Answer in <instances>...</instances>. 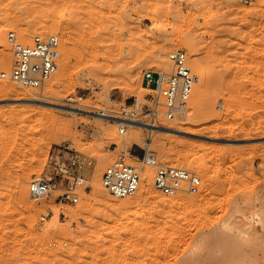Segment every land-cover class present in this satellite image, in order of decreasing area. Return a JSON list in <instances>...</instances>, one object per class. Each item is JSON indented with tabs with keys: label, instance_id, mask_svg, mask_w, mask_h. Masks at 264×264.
Wrapping results in <instances>:
<instances>
[{
	"label": "rangeland",
	"instance_id": "1",
	"mask_svg": "<svg viewBox=\"0 0 264 264\" xmlns=\"http://www.w3.org/2000/svg\"><path fill=\"white\" fill-rule=\"evenodd\" d=\"M65 11L73 19L60 24ZM41 31L60 37L58 68L42 93L0 79V264H184L190 249L200 255L192 264H229L227 255L264 264V0H0L3 70L9 34L24 45ZM159 48L163 60L154 58ZM175 50L185 52L195 81L203 76L201 91L194 84L188 120L159 124L187 135L128 128L121 136L83 114L4 103L16 99L7 93L14 87L91 112L116 109L142 100L143 73L169 70L164 53ZM134 135L139 143H121ZM145 143L160 163L194 171L198 192L171 197L151 185L147 199H116L104 188L95 196L105 167L120 154L137 166ZM59 145L89 161L76 206L58 204L59 190L38 200L28 191L49 177ZM55 208L63 213L53 219Z\"/></svg>",
	"mask_w": 264,
	"mask_h": 264
},
{
	"label": "built area",
	"instance_id": "2",
	"mask_svg": "<svg viewBox=\"0 0 264 264\" xmlns=\"http://www.w3.org/2000/svg\"><path fill=\"white\" fill-rule=\"evenodd\" d=\"M12 45V60L8 74L1 78L22 88L42 93L47 82L58 68L60 37L56 34L35 35L29 44L15 43L14 34H9ZM170 69L162 72L146 71L142 75V100H133L116 109L100 110L97 115L116 123L118 134L124 136L130 126H141L152 132L160 126L159 121L175 122L188 115L189 100L195 84L191 67L184 51L175 50L168 55ZM149 133V132H148ZM151 134V133H150ZM150 139V138H148ZM130 154V153H129ZM130 158V157H129ZM125 154L118 155L107 165L101 175L103 188L116 199L133 197L141 182L151 176L152 188L165 196L196 194L200 179L194 171L183 167L160 163L155 156L144 149L137 166L127 161ZM89 161L77 152L59 145L47 160L46 179H34L28 191L35 199L52 196L59 190L56 202L76 206L80 200L79 191H86L83 173ZM148 170V173H145ZM46 216H41L44 221Z\"/></svg>",
	"mask_w": 264,
	"mask_h": 264
},
{
	"label": "bare ground",
	"instance_id": "3",
	"mask_svg": "<svg viewBox=\"0 0 264 264\" xmlns=\"http://www.w3.org/2000/svg\"><path fill=\"white\" fill-rule=\"evenodd\" d=\"M72 12V11H71ZM71 12H67L66 13V11H65V13L64 14H62V15H60V17H59V23L60 24H65L66 22H68L69 20H71V18L73 17V14L71 13ZM73 19V18H72ZM161 23V22H160ZM43 25H45V24H43ZM163 27V26H162ZM162 27H161V25L159 24V25H155V26H153V28H152V32L151 33H153V34H155L156 35V33L158 34V33H160L163 29H162ZM44 28V27H43ZM43 28H42V30H43ZM49 28V26L47 27V29ZM80 28H82V26L80 27ZM164 28V27H163ZM51 29V28H50ZM45 30V29H44ZM43 30V31H44ZM45 31H49V30H45ZM44 31V32H45ZM21 32H22V30H21ZM21 32L19 31V33L21 34ZM44 32H40L41 33V35H45L44 34ZM80 32V31H79ZM78 32V33H79ZM81 32H82V29H81ZM20 34L18 35L19 37H20ZM30 33H29V31L27 32L26 30H25V32H24V30H23V36H26V35H29ZM40 35V34H39ZM21 37H22V35H21ZM20 37V38H21ZM28 37V36H27ZM71 37H72V35H71ZM23 38V39H22ZM21 39L24 41V37H22ZM66 40H68V39H66ZM28 42V41H27ZM94 44V43H93ZM96 44V43H95ZM84 45V44H83ZM3 47L4 48H2L1 47V51H0V56H1V59H0V70H3V68L1 67V65H2V63H3V67H4V63H5V61H7L8 59H9V54H8V52H7V46H6V48H5V45H3ZM11 48V47H10ZM2 49H3V51H2ZM165 49H163L162 48V50H161V48H159V51H158V53H160V54H158L157 55V53H156V57H154L155 59H157V60H161V58H162V60H163V51H164ZM80 52H81V50H79ZM66 51H64V53H65ZM166 52V51H165ZM82 53V52H81ZM88 53H90V51L89 52H87V54ZM166 53H164V57H165V59L164 60H166V64H170V62H169V60L168 59H166V55H165ZM64 57V56H63ZM162 62V61H161ZM8 65V64H7ZM6 65V66H7ZM99 65V64H98ZM5 66V67H6ZM65 63L63 64V66H62V68H60L61 69V72H62V74H65ZM96 68H98V66L96 65L95 66ZM199 67H200V65H199V63L196 65V70H198L199 69ZM204 70V69H203ZM3 72H4V74L5 73H7L8 74V72H9V68L7 69V70H3ZM2 72V73H3ZM60 72V73H61ZM199 74V73H198ZM62 76H64V75H62ZM197 79H196V86H195V92H196V94H198L199 93V90H200V87H201V81H202V79H203V76L202 75H198L197 77H196ZM1 80H4V79H2V78H0ZM1 80H0V85L2 86V85H5L3 82H1ZM2 88H3V86H2ZM1 88V89H2ZM7 89H8V87H6ZM52 89H49L48 90V92H50ZM23 91V90H22ZM21 90H18V89H16V88H14V87H12V88H9L8 89V91H7V93H10V94H8V95H13V97L15 96V98L16 99H13L12 101L13 102H17V103H19V102H21L22 104H26V105H37V106H42V107H47V108H56V109H59V110H62V111H66V112H72V113H75V114H83L84 116L86 115V116H88V117H90V118H92V119H94V120H96L97 122H106V123H109V124H111V126L112 125H116V123H114V122H111V121H107L106 119H104V118H102V117H100V116H98L97 115V113L99 112V110L98 111H90L87 107V105H83V104H79V103H76V104H74V105H66V102H61V101H59V100H57V99H55V98H53V97H50V96H43V97H41V99H39V100H36V99H32L29 95H26V94H24L23 92H22ZM201 91V90H200ZM47 92V93H48ZM72 104V103H71ZM92 109H94V108H92ZM95 109H96V107H95ZM30 112V111H29ZM31 112H32V110H31ZM27 113H28V111H27ZM188 116V115H187ZM187 118V119H186ZM186 118H183V120H188V117H186ZM130 129H133V130H144L141 126H138V125H133V126H130L129 127ZM145 131V130H144ZM129 132H131V131H129ZM148 132H150V133H154V134H158V133H162V134H175V135H180V136H183V135H187L188 134V132L187 131H184V130H182V129H175V128H172V127H166L165 125L164 126H158V127H156V129L152 132V130L151 129H148ZM140 142V139H139V136L138 135H134L132 138H126L125 140H122L121 141V143L122 144H124V143H127V144H130V145H132V144H134V143H139ZM129 146V145H128ZM145 149L146 150H148V151H151V143L150 144H147V143H145ZM131 158H133L132 156H131ZM149 171L148 170H146V172L145 173H148ZM27 178V177H26ZM98 183V184H97ZM97 183H96V185H94V188H93V193H94V195L95 196H102L103 195V186H102V183L101 182H98L97 181ZM151 185H152V180H151V177L149 176L148 177V179L147 180H143L142 182H141V184H140V188H139V190H138V192L136 193V194H141V196H143V198H146L147 199V193H148V191L147 190H149L150 188H151ZM26 191L25 192H23L21 195V197H22V199H26ZM30 198H31V200H38V199H35L33 196H30ZM149 198V197H148ZM26 201V200H25ZM24 208V207H23ZM236 209V208H235ZM63 213V210H62V208H55L54 209V211H53V219H56V218H58L61 214ZM29 218H30V216H29ZM251 229V228H250ZM193 253V250L192 249H190V250H188V251H185V252H183V255H182V259L184 260V264H192V263H194L198 258H196L197 256H200V255H197V254H192ZM227 256H230L231 258L230 259H228L229 260V262H227V263H229V264H235L236 263V261H235V259L233 258V256L232 255H227ZM221 262V261H220ZM223 262H226V261H224V260H222V263ZM251 264V263H250ZM255 264H257V263H255Z\"/></svg>",
	"mask_w": 264,
	"mask_h": 264
},
{
	"label": "water",
	"instance_id": "4",
	"mask_svg": "<svg viewBox=\"0 0 264 264\" xmlns=\"http://www.w3.org/2000/svg\"><path fill=\"white\" fill-rule=\"evenodd\" d=\"M10 102L14 103L13 101H7V102H4V103H10Z\"/></svg>",
	"mask_w": 264,
	"mask_h": 264
}]
</instances>
